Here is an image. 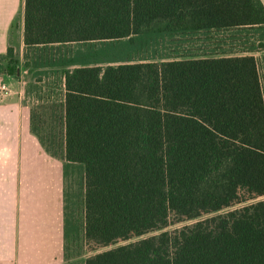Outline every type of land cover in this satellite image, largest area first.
<instances>
[{"label": "trees", "instance_id": "trees-1", "mask_svg": "<svg viewBox=\"0 0 264 264\" xmlns=\"http://www.w3.org/2000/svg\"><path fill=\"white\" fill-rule=\"evenodd\" d=\"M23 45L25 70L60 72L83 241L110 248L84 264H264L260 0H23Z\"/></svg>", "mask_w": 264, "mask_h": 264}, {"label": "crops", "instance_id": "crops-1", "mask_svg": "<svg viewBox=\"0 0 264 264\" xmlns=\"http://www.w3.org/2000/svg\"><path fill=\"white\" fill-rule=\"evenodd\" d=\"M8 48L17 75L25 52L23 0H0V80L10 90L0 100V264H64L66 169L78 166L64 160L63 134L51 153L32 131L34 104L5 71Z\"/></svg>", "mask_w": 264, "mask_h": 264}, {"label": "rangeland", "instance_id": "rangeland-1", "mask_svg": "<svg viewBox=\"0 0 264 264\" xmlns=\"http://www.w3.org/2000/svg\"><path fill=\"white\" fill-rule=\"evenodd\" d=\"M252 31L240 32L234 35L233 40L225 39V44L218 51H231L241 53L247 50L252 44ZM200 42L191 43L198 46ZM213 41L210 50H213ZM96 45V44H95ZM101 45V44H99ZM177 44L166 40L165 51L163 54L173 55L176 52L182 53V46L175 51ZM75 46V45H74ZM16 47V46H14ZM77 46H75L76 49ZM97 49H100L97 45ZM17 48H14V51ZM18 50V49H17ZM111 54H117L118 50H113ZM150 53L144 54L149 56ZM24 55V53H23ZM258 60L260 78L264 92V52H256L252 54ZM100 58H106L101 55ZM24 62V61H22ZM21 65V64H20ZM12 68V67H11ZM15 68V67H13ZM16 69V68H15ZM7 72V70H5ZM15 84L25 89L28 102L34 104L32 107L33 119L31 123L32 131L39 137L43 147L51 152L58 151L62 141V85L60 72L55 69H32L30 72L25 70L22 65L18 69V74L12 76ZM18 81V82H16ZM17 84V86H19ZM64 207H65V226H66V246L64 252V264H84V261L98 253L106 251L110 248H100L96 251H88L84 244L83 229V171L80 167L73 170L66 169V183L64 191ZM197 220L185 221L176 225H171L165 231L172 233L180 231L185 227L193 226ZM77 228V230L75 229ZM159 233L148 234L146 237L156 236ZM140 239V238H139ZM139 239H133L118 245L133 243Z\"/></svg>", "mask_w": 264, "mask_h": 264}, {"label": "built area", "instance_id": "built-area-1", "mask_svg": "<svg viewBox=\"0 0 264 264\" xmlns=\"http://www.w3.org/2000/svg\"><path fill=\"white\" fill-rule=\"evenodd\" d=\"M9 95H10V90L8 86L2 80H0V100L6 98Z\"/></svg>", "mask_w": 264, "mask_h": 264}]
</instances>
